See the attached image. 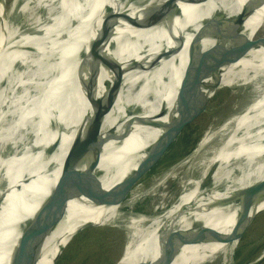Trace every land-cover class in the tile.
Returning <instances> with one entry per match:
<instances>
[{
  "label": "bare ground",
  "instance_id": "bare-ground-1",
  "mask_svg": "<svg viewBox=\"0 0 264 264\" xmlns=\"http://www.w3.org/2000/svg\"><path fill=\"white\" fill-rule=\"evenodd\" d=\"M185 1L191 43L180 48L183 41L169 36L168 72L180 71V78L165 116L155 117L143 132L135 180L159 167L179 138L175 124L187 123L204 90L212 98L227 88L254 92L246 88L264 87V52L249 77L241 72L228 82L216 75L241 68L264 42V0ZM89 12L95 14V37L73 33L53 75L34 93L11 98L0 114V146L15 154L34 150L21 163L0 156V238L7 240L4 223L27 190L20 225L37 230L50 253L59 243L89 244L97 236L101 208L119 188L118 176H110L107 158L99 165L73 164L79 155L106 146L122 129L154 72L161 51L157 27L144 0L0 2V88L42 50L63 21ZM172 17L166 12L164 27ZM219 131L228 135L219 151L200 164L193 189L158 214L133 218L115 264H216L264 212V90L240 114L225 119ZM30 174L35 189L23 187ZM20 259L18 264H37L27 255Z\"/></svg>",
  "mask_w": 264,
  "mask_h": 264
},
{
  "label": "water",
  "instance_id": "water-1",
  "mask_svg": "<svg viewBox=\"0 0 264 264\" xmlns=\"http://www.w3.org/2000/svg\"><path fill=\"white\" fill-rule=\"evenodd\" d=\"M147 3L148 11L156 23L155 42L160 44V54L153 62V74L149 80L145 81L138 97L133 102L122 129L112 139L110 143L98 151L84 153L76 158V166L99 165L107 158L110 176H118L119 188L115 190L101 208V216L97 230V236L93 242L82 244L76 242L70 245H61L52 253L40 242L37 230H29L21 226L24 209L23 195L20 206H17L9 219L4 223L7 232V240L0 238V264H18L21 255H27L37 264H85L91 256L99 252L106 240H118L121 234L129 231L133 220V206L141 191L148 175H143L139 180L133 177L135 170L134 163L139 157L138 148L143 132L155 117L165 116L169 98L174 94L176 85L180 78V71L168 72V56L170 54L169 36L176 34L183 43L180 48H185L191 43L190 21L188 15V5L185 0H144ZM173 14L174 21L168 26H163V17L166 12ZM96 21L94 12L82 13L67 18L53 33L42 50L35 56L27 60L10 80L0 88V114L8 106L9 100L14 97L27 96L34 93L41 87L47 79L53 75L57 61L65 54L72 43L73 33L94 36L96 34ZM264 52V42L255 50L251 59L246 64L233 73L221 70L216 73L226 81H231L238 74L243 78L249 77L255 72L261 62V54ZM250 71V72H248ZM242 78V79H243ZM213 98V97H212ZM211 96L207 90L200 95L199 108L190 116L187 123L177 126L180 133L179 138L164 153V157L177 145L184 134L190 129L192 124L206 110ZM32 149H25L15 154L6 151L0 146V156L9 160L21 163L27 160ZM30 154V155H29ZM50 153L44 155L48 156ZM41 167L45 166L42 159ZM33 175L24 178L23 187L33 188ZM69 184V178L64 179ZM25 188V189H26ZM47 192L49 190H38ZM200 193L196 189L193 196ZM20 192L18 193V197ZM250 262L249 264H255Z\"/></svg>",
  "mask_w": 264,
  "mask_h": 264
},
{
  "label": "rangeland",
  "instance_id": "rangeland-1",
  "mask_svg": "<svg viewBox=\"0 0 264 264\" xmlns=\"http://www.w3.org/2000/svg\"><path fill=\"white\" fill-rule=\"evenodd\" d=\"M6 2L10 4L11 0ZM246 89L254 92H246V90L238 92L227 88L210 99L206 110L190 127L193 129V136L198 138V142L184 154H182L184 149L176 145L163 158L159 167L147 176L133 206L134 219L166 210L181 194L193 189V178L201 169L200 164L219 151L228 135V133L223 134L227 131H219L221 124L230 116L240 114L263 92L264 87L249 86ZM204 139H206L205 144L199 146ZM171 155H173L172 158H170ZM129 238L130 235L125 232L118 240H109L107 243L105 240L100 251L91 256L85 264H115L123 254ZM263 249L264 212L252 220L237 245L227 249L224 256L217 258L216 264L253 263ZM255 264H264V260Z\"/></svg>",
  "mask_w": 264,
  "mask_h": 264
},
{
  "label": "trees",
  "instance_id": "trees-1",
  "mask_svg": "<svg viewBox=\"0 0 264 264\" xmlns=\"http://www.w3.org/2000/svg\"><path fill=\"white\" fill-rule=\"evenodd\" d=\"M197 142H198V138L193 136V129L190 128L184 134V136L181 138V140L178 142L176 147L184 149L182 152V154H184V153L190 151L191 148L193 147V145H195ZM173 155H171L170 158H172Z\"/></svg>",
  "mask_w": 264,
  "mask_h": 264
}]
</instances>
